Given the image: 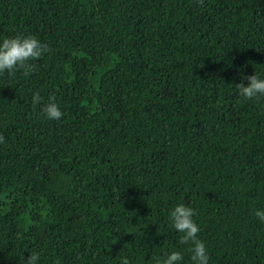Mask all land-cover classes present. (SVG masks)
Instances as JSON below:
<instances>
[{
  "label": "trees",
  "instance_id": "trees-1",
  "mask_svg": "<svg viewBox=\"0 0 264 264\" xmlns=\"http://www.w3.org/2000/svg\"><path fill=\"white\" fill-rule=\"evenodd\" d=\"M16 34L46 51L0 73V264H194L176 203L209 264H264V97L234 87L264 73V0H0Z\"/></svg>",
  "mask_w": 264,
  "mask_h": 264
},
{
  "label": "clouds",
  "instance_id": "clouds-1",
  "mask_svg": "<svg viewBox=\"0 0 264 264\" xmlns=\"http://www.w3.org/2000/svg\"><path fill=\"white\" fill-rule=\"evenodd\" d=\"M46 51V45L34 35L16 34L0 38V73L7 71L12 74L18 68H31L29 60L40 57ZM247 81L245 83L244 81ZM235 93L243 99H259L264 97V73L255 71L243 77L234 85ZM40 101L38 92H33L32 103ZM41 112L49 120H58L62 111L58 104L50 97L49 102L41 106ZM2 139V137H0ZM255 217L264 222V208L253 210ZM166 219L171 228L179 234V242L189 245L188 252L194 264H209V252L206 244L197 233L200 226L195 219V210L186 203H176L169 208ZM41 253L38 249L29 250L23 264H39ZM181 250H171L162 259H157L155 264H181ZM116 264H131L128 255L121 254Z\"/></svg>",
  "mask_w": 264,
  "mask_h": 264
}]
</instances>
